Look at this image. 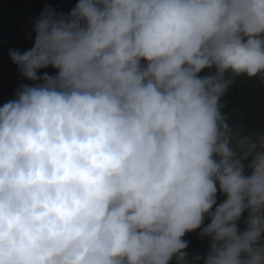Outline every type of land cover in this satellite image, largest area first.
I'll return each instance as SVG.
<instances>
[{"label": "clouds", "instance_id": "9594fccd", "mask_svg": "<svg viewBox=\"0 0 264 264\" xmlns=\"http://www.w3.org/2000/svg\"><path fill=\"white\" fill-rule=\"evenodd\" d=\"M32 31L0 107V264H264V126L222 101L264 82V0H78Z\"/></svg>", "mask_w": 264, "mask_h": 264}, {"label": "trees", "instance_id": "16d2710c", "mask_svg": "<svg viewBox=\"0 0 264 264\" xmlns=\"http://www.w3.org/2000/svg\"><path fill=\"white\" fill-rule=\"evenodd\" d=\"M77 2L78 0H0V107L15 98L19 85L31 83L20 75L9 57V50L23 52L33 46L35 34L32 27L46 6L67 14ZM41 71L54 74L56 70L48 68ZM222 101L226 103L224 111L229 117V123L242 124L250 129L264 126V82L258 77L236 78ZM224 199L226 197L218 190L217 203ZM208 223L210 220L206 217L204 224ZM240 227L243 228V223ZM199 233L198 229L184 237L189 241L185 249L189 260L197 255L205 256L209 250V239L200 238ZM170 264H177L175 257Z\"/></svg>", "mask_w": 264, "mask_h": 264}]
</instances>
